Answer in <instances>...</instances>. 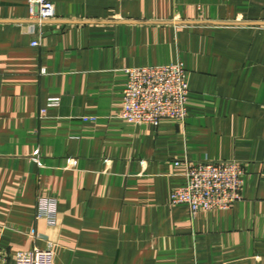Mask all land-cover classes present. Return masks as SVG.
<instances>
[{"label": "crops", "instance_id": "obj_1", "mask_svg": "<svg viewBox=\"0 0 264 264\" xmlns=\"http://www.w3.org/2000/svg\"><path fill=\"white\" fill-rule=\"evenodd\" d=\"M53 1L38 26L0 0V264L49 243L55 264H264V0ZM177 62L184 122L119 116L127 68ZM204 159L241 161L243 198L193 217L171 193Z\"/></svg>", "mask_w": 264, "mask_h": 264}, {"label": "built area", "instance_id": "obj_2", "mask_svg": "<svg viewBox=\"0 0 264 264\" xmlns=\"http://www.w3.org/2000/svg\"><path fill=\"white\" fill-rule=\"evenodd\" d=\"M30 18L36 25H44L56 18L53 0H28ZM38 45L37 40L32 42ZM128 79L123 90L119 116L138 125H158L163 118L184 122L188 115L189 84L187 70L182 62L161 65L133 66L126 69ZM59 97H50L47 107L57 106ZM42 114L46 110L42 109ZM185 183L171 193V202L187 204L194 217L201 211L230 209L243 198L244 165L236 159L185 160ZM38 218L49 224L56 222L57 200L38 199ZM15 264H55L52 243L44 248L34 247L18 251Z\"/></svg>", "mask_w": 264, "mask_h": 264}]
</instances>
